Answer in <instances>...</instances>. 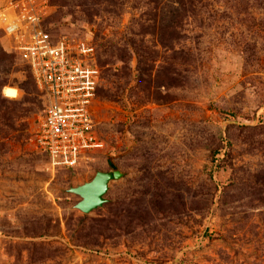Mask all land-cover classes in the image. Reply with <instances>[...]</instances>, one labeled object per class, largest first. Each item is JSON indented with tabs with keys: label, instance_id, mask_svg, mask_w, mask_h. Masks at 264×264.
Masks as SVG:
<instances>
[{
	"label": "rangeland",
	"instance_id": "1",
	"mask_svg": "<svg viewBox=\"0 0 264 264\" xmlns=\"http://www.w3.org/2000/svg\"><path fill=\"white\" fill-rule=\"evenodd\" d=\"M8 0H0V8ZM46 28L90 47L103 148L53 167L47 101L0 32V264H264V0H48ZM119 170L89 214L68 190Z\"/></svg>",
	"mask_w": 264,
	"mask_h": 264
},
{
	"label": "built area",
	"instance_id": "2",
	"mask_svg": "<svg viewBox=\"0 0 264 264\" xmlns=\"http://www.w3.org/2000/svg\"><path fill=\"white\" fill-rule=\"evenodd\" d=\"M49 6L48 0H8L0 8V32L47 101L36 148L53 167L74 170L104 146L94 119L101 73L90 47L56 39L46 28Z\"/></svg>",
	"mask_w": 264,
	"mask_h": 264
},
{
	"label": "water",
	"instance_id": "3",
	"mask_svg": "<svg viewBox=\"0 0 264 264\" xmlns=\"http://www.w3.org/2000/svg\"><path fill=\"white\" fill-rule=\"evenodd\" d=\"M122 176L123 174L119 170L100 171L96 173L91 181L77 187H71L68 191L81 198L75 208L89 214L103 207L107 201L105 196L109 191L111 182L122 178Z\"/></svg>",
	"mask_w": 264,
	"mask_h": 264
},
{
	"label": "trees",
	"instance_id": "4",
	"mask_svg": "<svg viewBox=\"0 0 264 264\" xmlns=\"http://www.w3.org/2000/svg\"><path fill=\"white\" fill-rule=\"evenodd\" d=\"M161 9L160 36H167L169 31L175 30L182 18L185 0H157Z\"/></svg>",
	"mask_w": 264,
	"mask_h": 264
}]
</instances>
